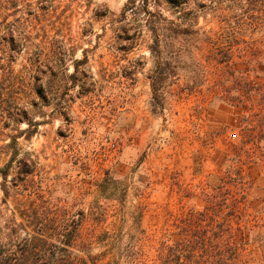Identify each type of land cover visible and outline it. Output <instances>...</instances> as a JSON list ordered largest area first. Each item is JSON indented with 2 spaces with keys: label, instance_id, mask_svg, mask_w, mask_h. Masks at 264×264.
<instances>
[{
  "label": "rangeland",
  "instance_id": "1",
  "mask_svg": "<svg viewBox=\"0 0 264 264\" xmlns=\"http://www.w3.org/2000/svg\"><path fill=\"white\" fill-rule=\"evenodd\" d=\"M33 1L36 9H19L33 15L22 18L26 38L14 68L31 83L25 89L51 91L55 100L34 112L33 126H20L30 132L18 148L63 181L54 197H73L87 213L103 202L96 184L109 175L116 182L111 199L144 208L143 249L151 261L174 218L202 209L191 193L208 189L210 175L228 182L242 170L250 189H264V105L254 95L264 90L258 2ZM225 55L232 63L216 65ZM156 76L164 79L154 84ZM187 79L198 87L189 89ZM8 158L0 157V167ZM263 214L264 207L258 226ZM249 248L261 253L264 242Z\"/></svg>",
  "mask_w": 264,
  "mask_h": 264
},
{
  "label": "trees",
  "instance_id": "2",
  "mask_svg": "<svg viewBox=\"0 0 264 264\" xmlns=\"http://www.w3.org/2000/svg\"><path fill=\"white\" fill-rule=\"evenodd\" d=\"M243 1L258 2L264 9V0H237L236 7ZM37 7L33 0H0V157L9 156L0 167V264H264V251L249 248L264 242V222L258 226L262 217L255 216L264 207V189H250L242 170L228 182L210 175L209 190L191 193L203 203L202 209L191 207L186 215L174 218V231L164 235L151 261L143 249L144 208H128L119 198L111 199L116 182L109 175L96 184L103 202H94L87 213L74 207L75 198L69 203L53 196L63 181L50 176L37 157L18 148V139L30 132L20 126H33L34 112L42 103L51 106L55 100L51 91L25 89L31 83L14 68L26 38L22 18L33 15L19 9ZM1 9L15 10L8 15ZM9 17L13 20L8 21ZM5 47L15 55L6 53ZM224 51L230 55L233 46L227 45ZM37 63L33 61L32 67L38 68ZM230 63L226 55L215 61L216 65ZM32 78L36 80L34 73ZM163 79L156 76L154 84ZM186 82L189 89L198 87L195 79ZM254 95L264 105V90ZM122 195L125 199L126 192ZM85 225L90 229L87 234L82 232ZM97 247L100 251L93 254Z\"/></svg>",
  "mask_w": 264,
  "mask_h": 264
}]
</instances>
